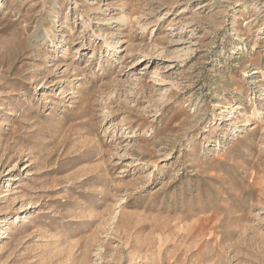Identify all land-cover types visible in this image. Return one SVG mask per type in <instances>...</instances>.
I'll list each match as a JSON object with an SVG mask.
<instances>
[{"label": "rangeland", "instance_id": "1", "mask_svg": "<svg viewBox=\"0 0 264 264\" xmlns=\"http://www.w3.org/2000/svg\"><path fill=\"white\" fill-rule=\"evenodd\" d=\"M0 264H264V0H0Z\"/></svg>", "mask_w": 264, "mask_h": 264}]
</instances>
